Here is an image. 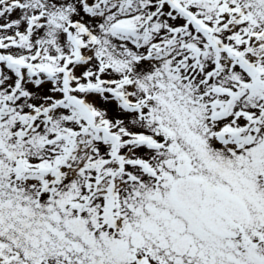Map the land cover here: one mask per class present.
<instances>
[{"label": "snow or ice", "instance_id": "obj_1", "mask_svg": "<svg viewBox=\"0 0 264 264\" xmlns=\"http://www.w3.org/2000/svg\"><path fill=\"white\" fill-rule=\"evenodd\" d=\"M0 264H264V0H0Z\"/></svg>", "mask_w": 264, "mask_h": 264}]
</instances>
